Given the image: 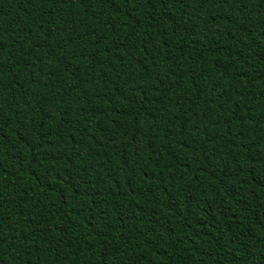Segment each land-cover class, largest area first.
Segmentation results:
<instances>
[{"label": "trees", "instance_id": "16d2710c", "mask_svg": "<svg viewBox=\"0 0 264 264\" xmlns=\"http://www.w3.org/2000/svg\"><path fill=\"white\" fill-rule=\"evenodd\" d=\"M0 264H264V0H0Z\"/></svg>", "mask_w": 264, "mask_h": 264}]
</instances>
